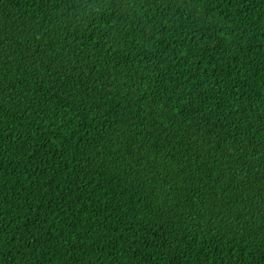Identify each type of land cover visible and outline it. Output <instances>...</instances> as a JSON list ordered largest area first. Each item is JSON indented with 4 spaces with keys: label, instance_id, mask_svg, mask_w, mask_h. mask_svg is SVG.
<instances>
[{
    "label": "trees",
    "instance_id": "obj_1",
    "mask_svg": "<svg viewBox=\"0 0 264 264\" xmlns=\"http://www.w3.org/2000/svg\"><path fill=\"white\" fill-rule=\"evenodd\" d=\"M0 264H264V0H0Z\"/></svg>",
    "mask_w": 264,
    "mask_h": 264
}]
</instances>
